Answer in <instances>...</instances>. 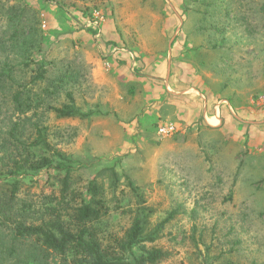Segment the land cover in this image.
Listing matches in <instances>:
<instances>
[{
    "label": "rangeland",
    "instance_id": "obj_1",
    "mask_svg": "<svg viewBox=\"0 0 264 264\" xmlns=\"http://www.w3.org/2000/svg\"><path fill=\"white\" fill-rule=\"evenodd\" d=\"M173 35L175 89L198 98L190 119L166 102V70L131 91L107 71L108 44L138 49L144 69ZM200 83L217 97L202 96ZM22 87L50 143L79 161L69 206L89 199L91 179L101 186L104 244L115 246L140 205L148 229L170 215L134 248L160 249L153 264H264V0H0L4 116L17 117L11 94ZM67 92L84 115L47 108L67 104ZM164 125L173 131L160 134ZM56 172L19 175L17 196L35 206L59 198Z\"/></svg>",
    "mask_w": 264,
    "mask_h": 264
},
{
    "label": "trees",
    "instance_id": "obj_2",
    "mask_svg": "<svg viewBox=\"0 0 264 264\" xmlns=\"http://www.w3.org/2000/svg\"><path fill=\"white\" fill-rule=\"evenodd\" d=\"M63 76H57L56 82ZM43 77L41 70L33 81ZM28 93L24 87L12 91V108L17 117L4 116L0 105V181L6 185V189H0V264L155 263L163 256L160 249L144 245L139 250L134 248L145 241L153 242L170 215L148 229L145 212L148 209L139 205L130 227L122 237L116 238L115 246L104 244L96 226L108 212L101 186L91 179L86 188L89 199L69 206L73 197L70 171L79 161L50 143L46 126L41 123L37 108L30 105ZM66 97L67 104L47 108L58 117L84 115L70 92ZM28 112L37 118L32 119ZM35 149L41 151L37 153ZM43 168L61 175L60 197L50 199L55 202L45 200L35 206L17 196L19 175L31 176Z\"/></svg>",
    "mask_w": 264,
    "mask_h": 264
},
{
    "label": "crops",
    "instance_id": "obj_3",
    "mask_svg": "<svg viewBox=\"0 0 264 264\" xmlns=\"http://www.w3.org/2000/svg\"><path fill=\"white\" fill-rule=\"evenodd\" d=\"M116 36L113 35L112 38L114 40H116L118 38V36L117 37ZM177 39L178 38L175 35H173V37H171L170 41L168 42L166 52L165 53H161V51L157 52L155 54V57L151 58L152 61H151L150 65L147 64V66L144 67V69H142V67H141V62H142L141 59L142 58H141V52H139L138 49H134L133 51L130 50V52L125 53V52H122V50H123L122 48H119V49L116 48L113 45L114 42L112 44H108L109 45V46H107L108 49L112 48V50L108 53L109 57L106 60V64L109 66V69L107 71L110 70L111 74H112V72L114 74L116 73L117 77L118 76H121V78L123 77V79H121V80H125L124 84L127 86V89L129 91H131L133 89L137 90L139 87L142 90V89L146 88L143 86L152 85L154 81H157V82L161 81V80H159V78L162 79V77H160V76H163V74H164L163 71L166 70L165 81L171 90V91H169L167 88L168 86L166 87L167 90H165V91L169 94L168 95V101H166V102H169L170 104H177L178 105L177 109L181 113L180 118L190 119V117L192 115L191 112H193V109H191L190 106L192 107L193 102L196 104H199V103H198L197 97H193L191 95V99H190L185 94H181V95L179 94V93H182L183 91H178L175 89L173 82L178 79V75H177L176 71L173 70L172 68H173V66H176L175 65L176 64L175 63V61H176L175 56H176V52H177V47H176ZM118 40H117V42H119ZM116 49H118V50H116ZM145 59H149V58L147 57ZM153 59L155 60V62ZM124 61L127 62V67L125 65H123ZM133 62H134V66L132 65ZM124 67H126V68H124ZM155 86L158 88L159 83H157ZM182 90H185V89H182ZM200 91H201V95L204 96L205 98H208V99L211 98L212 100H214L217 97V95L214 94L216 92L213 91L212 88L208 87L204 83H200ZM183 93H185V91ZM199 99H200V97H199ZM181 103H183L184 106H182ZM179 105L182 107H179Z\"/></svg>",
    "mask_w": 264,
    "mask_h": 264
},
{
    "label": "built area",
    "instance_id": "obj_4",
    "mask_svg": "<svg viewBox=\"0 0 264 264\" xmlns=\"http://www.w3.org/2000/svg\"><path fill=\"white\" fill-rule=\"evenodd\" d=\"M174 129V127L172 125H164V126H161L159 129H158V132L160 134H167V133H170L172 132Z\"/></svg>",
    "mask_w": 264,
    "mask_h": 264
}]
</instances>
